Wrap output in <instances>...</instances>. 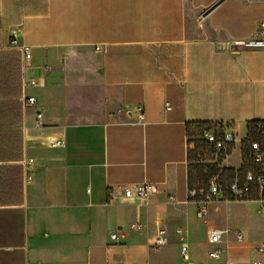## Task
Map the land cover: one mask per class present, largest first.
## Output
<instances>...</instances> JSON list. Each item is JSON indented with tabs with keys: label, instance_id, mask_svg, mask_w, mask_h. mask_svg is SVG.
Instances as JSON below:
<instances>
[{
	"label": "crops",
	"instance_id": "obj_1",
	"mask_svg": "<svg viewBox=\"0 0 264 264\" xmlns=\"http://www.w3.org/2000/svg\"><path fill=\"white\" fill-rule=\"evenodd\" d=\"M217 1L0 0V264L209 262L187 196L205 156L220 159L204 135L218 123L237 134L228 165L264 121V52L227 49L256 34L264 0H223L204 15ZM145 182L157 186L148 200L124 199ZM213 208L208 223L231 230L210 221ZM243 227L231 230L242 243L224 238L210 264H264Z\"/></svg>",
	"mask_w": 264,
	"mask_h": 264
},
{
	"label": "built area",
	"instance_id": "obj_2",
	"mask_svg": "<svg viewBox=\"0 0 264 264\" xmlns=\"http://www.w3.org/2000/svg\"><path fill=\"white\" fill-rule=\"evenodd\" d=\"M12 46H16L15 41L11 42ZM228 50H248L257 49L264 52V21H261L257 28L256 34L253 37L244 40L232 41L229 43ZM22 58L24 61H29L31 58L30 48L23 46L20 48ZM35 80H29L24 84V87L37 86ZM24 105L36 104L34 97H23ZM139 118L142 119V113L139 112ZM43 116L37 114L34 119V126L39 128L43 126ZM252 135L257 137L253 140H247L245 137L238 143L241 146L242 142L247 140L248 158L252 164V168L244 172L243 184L239 186L237 183H233L229 186H222L215 180L208 183L207 186L199 185L193 188H188L187 196L188 200L192 201L197 206V218L207 225V242L208 252L207 258L210 263H216L221 259L223 248L221 246L224 238L232 235L236 242L242 243L243 237L241 233L231 231L226 228H218L208 223V208L212 203H225L228 204L231 201H242L249 195L251 186L260 191L261 195L264 193V121L258 122V125L252 131ZM206 144L210 147L211 152L218 158L225 160L230 154L236 142L238 140L237 134L230 130L223 124H215L213 128L206 132L204 135ZM49 148L62 147V142L58 140H49ZM32 164V160L27 162V165ZM157 192V186L153 183H141L131 186H127L122 189L123 197L126 200L137 199L141 201L148 200L152 195ZM139 226H136L138 228ZM178 241L180 243V254L183 258H186L188 248L183 240V231L178 229L175 231ZM111 240L115 243L119 241L117 234L111 235ZM167 243L166 233L163 229H160L152 238L151 246L153 248H160ZM257 253L264 254V241L255 246ZM207 264H210V263ZM251 264H262L260 261H253Z\"/></svg>",
	"mask_w": 264,
	"mask_h": 264
},
{
	"label": "rangeland",
	"instance_id": "obj_3",
	"mask_svg": "<svg viewBox=\"0 0 264 264\" xmlns=\"http://www.w3.org/2000/svg\"><path fill=\"white\" fill-rule=\"evenodd\" d=\"M193 36L197 37V34ZM248 138L253 140L257 137L251 135ZM246 142L247 140L241 144L240 159L238 152L234 151L230 156V163L228 165H226L222 159L215 162L214 158L208 159V157L206 158L205 156V161L207 163L200 168L201 174L194 182L207 186L209 182L215 180L222 186H229L233 183H237L241 186L243 184L244 172L252 168V164L247 155L248 150ZM200 151L202 152V150ZM249 191V195L242 201H231L230 205H227L226 221H223L222 216V213L225 215L223 207L226 204L222 203L224 205H221L212 203L214 210L210 213V221L221 227H226L229 224L232 226V228H230L231 230H233V226L235 227L239 224H243V226H245L243 227V232H249L248 235L251 242L255 241V244L258 245L264 241V193L261 195L260 191H258L255 186H251ZM220 210H222V213ZM201 254H205L204 247L201 250ZM170 255L175 256V245Z\"/></svg>",
	"mask_w": 264,
	"mask_h": 264
},
{
	"label": "trees",
	"instance_id": "obj_4",
	"mask_svg": "<svg viewBox=\"0 0 264 264\" xmlns=\"http://www.w3.org/2000/svg\"><path fill=\"white\" fill-rule=\"evenodd\" d=\"M258 123H251L250 125H248V128H247V140H250L248 137H250L252 135V131L253 129H255L257 127Z\"/></svg>",
	"mask_w": 264,
	"mask_h": 264
},
{
	"label": "water",
	"instance_id": "obj_5",
	"mask_svg": "<svg viewBox=\"0 0 264 264\" xmlns=\"http://www.w3.org/2000/svg\"><path fill=\"white\" fill-rule=\"evenodd\" d=\"M223 0H218L212 7H210L207 11H205L204 15L208 14L214 7H216Z\"/></svg>",
	"mask_w": 264,
	"mask_h": 264
}]
</instances>
